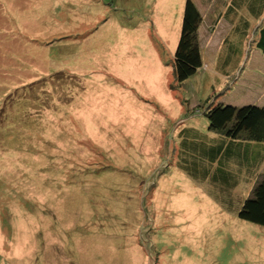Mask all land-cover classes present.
Returning <instances> with one entry per match:
<instances>
[{"label": "rangeland", "instance_id": "obj_1", "mask_svg": "<svg viewBox=\"0 0 264 264\" xmlns=\"http://www.w3.org/2000/svg\"><path fill=\"white\" fill-rule=\"evenodd\" d=\"M186 1L0 0V264H264V226L237 215L255 181L225 209L179 146L212 134L200 103L264 104L255 37L224 75L233 25L210 14L230 0H193L204 65L178 86Z\"/></svg>", "mask_w": 264, "mask_h": 264}, {"label": "trees", "instance_id": "obj_2", "mask_svg": "<svg viewBox=\"0 0 264 264\" xmlns=\"http://www.w3.org/2000/svg\"><path fill=\"white\" fill-rule=\"evenodd\" d=\"M232 4L230 12L223 15L227 19H233L234 13L244 6L255 14L254 17L262 16L264 11V0H232ZM203 22L204 17L197 3L187 0L173 62L178 86L204 65L199 38ZM253 34V44L264 55V16ZM228 48L229 53L226 60L221 62L220 70L227 76L243 54L239 44L229 43ZM216 81L218 85L221 80L217 78ZM221 92L218 96L223 95ZM199 106L208 119V129L212 134H203L195 126L180 130L179 146L189 149L180 168L187 171L192 179L215 189L213 195L217 202L228 210L234 208L239 181H255L250 196L244 199L237 215L243 220L264 226V105L236 106L209 99ZM244 171L251 176L243 180Z\"/></svg>", "mask_w": 264, "mask_h": 264}, {"label": "crops", "instance_id": "obj_3", "mask_svg": "<svg viewBox=\"0 0 264 264\" xmlns=\"http://www.w3.org/2000/svg\"><path fill=\"white\" fill-rule=\"evenodd\" d=\"M225 4V3H224ZM232 0H230V3H229V5L227 6V8H226V11L224 12V13H222L221 12V9L219 10H217V11H215V9H213V11L211 12V14H210V16H211V18H210V30L212 31V32H215V30H216V28H217V26H218V23H219V21L222 19V17L224 18V16L226 15V12L228 13V12H230V9L232 8ZM236 10V9H235ZM234 10V11H235ZM233 12V11H232ZM243 12L245 13V14H243ZM262 12H264V11H262ZM263 14V13H262ZM224 15V16H223ZM234 18L232 19V18H230V19H227L229 22H230V24L232 23V25H233V27H232V29H231V32L229 33V34H227L225 37H224V39L222 38V40H221V47L223 46L224 47V52L220 55V57L218 58V61H216V65H215V67L216 68H219L220 70H221V68H222V64H221V62H224L225 60H226V58H227V55H228V53H229V48H228V44L229 43H231L232 45H233V43L235 44H239V46H240V49H241V51L243 52V54L241 55V57H240V59H239V61L235 64V68H234V71L236 70V69H238L241 65H242V63H243V59H244V53H245V43H246V38H248V36L251 34V33H253V32H251L250 31V27H249V25L250 24H252L251 23V21H250V18H256V17H254V13H252L251 12V10L250 9H247V7H245L244 6V8H242V9H239L238 11H236V13H234ZM235 24V25H234ZM201 29V28H200ZM246 30V31H245ZM243 32H244V37H243ZM200 35V34H199ZM241 36V37H240ZM239 38V39H238ZM238 39V43H237V40ZM255 43V42H254ZM202 46V49H203V45H201ZM254 49L255 50H257V52H258V57H260V59H261V61H262V64L261 63H259V61H258V63L257 64H259V65H261V66H263V68H264V55L261 53V51L259 50V49H257L256 47H255V44H254ZM204 55H205V51H204V49H203V60H204ZM243 71H244V69H243ZM243 71H242V74H244L243 73ZM261 72H263V70L261 71ZM225 75V74H224ZM263 76H264V72H263ZM255 78H258V77H255ZM259 79V78H258ZM263 79V78H262ZM221 80V79H220ZM223 83H224V80H221L219 83H218V85H219V87H222L223 86ZM251 83V82H250ZM252 84V83H251ZM252 85H256L255 83L254 84H252ZM258 86H260V85H258ZM251 88V87H250ZM252 89V88H251ZM258 95V99L263 103L264 102V94H261V92L259 93V94H257ZM252 99V98H251ZM244 102L242 103V104H237V103H234V102H226V101H224V100H220V102H224V103H231V104H233V105H236V106H243V105H248V104H256V105H264V104H258V103H256V102H253L252 100H249V101H247V100H243ZM238 172V171H237ZM236 172V173H237ZM239 173V172H238ZM251 175H249L247 172H245L244 171V176H243V180L244 179H248V177H250ZM252 182L253 181H247L246 183L247 184H249V186H251V184H252ZM242 183H244V182H241V181H239V183H238V185L240 186Z\"/></svg>", "mask_w": 264, "mask_h": 264}, {"label": "clouds", "instance_id": "obj_4", "mask_svg": "<svg viewBox=\"0 0 264 264\" xmlns=\"http://www.w3.org/2000/svg\"><path fill=\"white\" fill-rule=\"evenodd\" d=\"M217 101H219V102H220V100H217Z\"/></svg>", "mask_w": 264, "mask_h": 264}]
</instances>
